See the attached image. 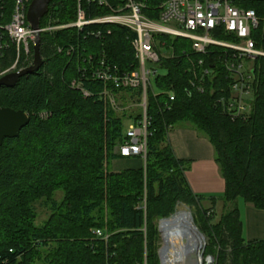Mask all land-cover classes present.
<instances>
[{"label":"trees","instance_id":"trees-1","mask_svg":"<svg viewBox=\"0 0 264 264\" xmlns=\"http://www.w3.org/2000/svg\"><path fill=\"white\" fill-rule=\"evenodd\" d=\"M163 1L147 0L151 12L145 14L157 19ZM236 4L256 11L262 22L253 38L264 45V0ZM53 7L60 22L75 19L76 0H55ZM109 28L110 34L108 27L94 26L42 34V69L13 88H0V108L22 110L30 118L17 138L5 139L0 147V264H160L157 221L170 217L178 204L199 209L195 221L207 240L204 258L213 257L214 264H264V239L244 237L238 207L242 199L264 211V58L254 61L251 112L232 118L217 103L228 96L232 81L221 64L223 51L212 46L197 54L188 39L157 35L173 53L161 58L163 74L147 88L145 164L115 173L109 165L122 158L115 149L127 140L125 122L143 120L140 108L127 107L142 102V89L119 90L93 76L91 57L95 63L104 57L119 72L138 67L132 47L136 35L125 27ZM92 29L104 35L86 36ZM69 46L75 48L71 55L57 50ZM200 60L206 67L215 65L214 72L204 76ZM5 67L0 66V74ZM74 81L78 86H72ZM180 127H190L212 144L225 180L222 196L193 192L186 176L192 161L177 158L169 140ZM60 191L61 200L56 198ZM204 202L212 207H202ZM219 202L224 211L215 222ZM37 203L50 212L41 225Z\"/></svg>","mask_w":264,"mask_h":264},{"label":"built area","instance_id":"built-area-1","mask_svg":"<svg viewBox=\"0 0 264 264\" xmlns=\"http://www.w3.org/2000/svg\"><path fill=\"white\" fill-rule=\"evenodd\" d=\"M33 0H0V66L6 64L0 77L28 69L34 65V45L37 34H54L64 29H77L84 32L88 27L121 26L131 30L136 36L132 40L138 67L134 71L119 72L103 57L98 63L90 58L93 76L109 82L116 89H142V122L132 124L126 131L127 140L119 147L124 157H141L147 154L148 118L147 88L154 78L163 74L161 58L167 55L156 49L157 35L188 39L192 50L206 54L209 48H220L221 64L232 78L228 96L218 97L217 103L223 112L232 118L247 117L251 112L255 96L256 78L254 61L264 58V45L259 46L253 33L261 28V19L253 9L239 7L237 0H164L159 6V17L151 18L147 0H76L75 19L69 23L60 22L57 8L51 9L41 19L38 30L28 21V9ZM42 20L44 21L41 25ZM102 29L87 31L86 36L101 37ZM166 48L165 43H161ZM41 46V40H40ZM59 53L68 55L75 52L73 46L58 47ZM203 75L214 72L215 65L206 67L203 60L198 61ZM72 86H78L76 81ZM198 91L204 92L199 84ZM111 103L118 104L111 93L105 92ZM86 95L88 93L85 92ZM170 100H174L170 93ZM42 117H47L43 114ZM98 236H103L97 231ZM107 238V237H106Z\"/></svg>","mask_w":264,"mask_h":264},{"label":"crops","instance_id":"crops-1","mask_svg":"<svg viewBox=\"0 0 264 264\" xmlns=\"http://www.w3.org/2000/svg\"><path fill=\"white\" fill-rule=\"evenodd\" d=\"M169 140L177 158L192 161L186 176L193 192L204 196H222L225 192V180L215 162L212 144L190 127L172 130ZM123 158L112 161V172L144 167L145 161L139 157L133 160ZM240 215L244 225V237L248 241L263 240L264 211L246 205L240 210Z\"/></svg>","mask_w":264,"mask_h":264},{"label":"water","instance_id":"water-1","mask_svg":"<svg viewBox=\"0 0 264 264\" xmlns=\"http://www.w3.org/2000/svg\"><path fill=\"white\" fill-rule=\"evenodd\" d=\"M53 1L55 0H33L31 2L29 9H28V21L34 30L39 29L40 21L47 14L49 5ZM44 65H45V61L43 60V57L40 51V34L38 33L37 40L34 45V65L28 69L15 72V73H9V74H6L0 77V88L15 87L21 78L27 75L37 73L40 69H42ZM29 122H30V118L26 112L22 110H14L12 108L1 107L0 108V147L2 146L3 141L5 139L17 138L20 132L25 127L28 126ZM203 237L205 239L204 235ZM205 248H206V243L203 245V254H204ZM159 257L162 263L161 252H159ZM207 259H209L210 261L211 258L207 257Z\"/></svg>","mask_w":264,"mask_h":264},{"label":"rangeland","instance_id":"rangeland-1","mask_svg":"<svg viewBox=\"0 0 264 264\" xmlns=\"http://www.w3.org/2000/svg\"><path fill=\"white\" fill-rule=\"evenodd\" d=\"M162 42L167 45V43L165 41H162ZM155 45H156V48L158 49V51H160L161 53H163V55L169 56V55H171V53H173L172 50L170 48H168L167 46H166V48H163L162 47V44L159 41H157ZM134 70H136V68ZM117 103L119 105V102H117ZM138 104L136 102H130L127 107L129 108V110H132V111H139V108H140V112L143 114V118H144V110H143V107H142V102H140ZM252 104H253V102H252ZM117 110L118 111L121 110V107H118ZM131 124H132V122H130V121H126L125 122V132L128 130V128H129V126ZM115 152H117V153L119 152V146L115 149ZM123 159H131V160H133V159H137V158L136 157H128V158H123ZM141 159H143V158H141ZM109 169L112 170V166L111 165H109ZM62 197H63V192H61V191L60 192H57L56 198L61 200ZM238 205H239L240 210L242 211L244 209V207L246 205H249V204H247L246 202H244L242 199H239L238 200ZM201 206L204 207V208H211L212 207L209 202H204ZM198 210L199 209L197 208V206H189V205H186V204H178L176 206L175 212L170 216L171 218L168 217L170 219L165 218V220H164V218H163V219H160L159 221H157V227H158V232H159L158 251H157L158 252V255H159V252H161V249H162L163 243H164V238L162 236L163 228L165 226H167V225L172 224V223H175V222H178V221H186L187 220L186 218H180V217L178 218V217H175L174 215L179 214V213H182V212H188L190 214L189 216H192V218L194 219V224L198 227V225L196 224V221H195L196 218L198 217V214H197L198 213ZM36 211H37L36 223L38 225H41V224L45 223L48 220L49 215H50L49 210L46 208V206L44 204L37 203L36 204ZM223 211H224V203L223 202H219L216 205V207L214 208L215 222H217L220 219ZM198 229H199V227H198ZM205 243L207 245L206 237L204 239V244ZM208 257L211 258L210 261H209V259L203 257L204 260H205V262H206V264H214V262H215L214 258L211 257V256H208ZM195 258H196L195 255H191L189 257V259H188L187 264H197ZM160 264H162L161 263V260H160ZM203 264H205V263L203 262Z\"/></svg>","mask_w":264,"mask_h":264},{"label":"bare ground","instance_id":"bare-ground-1","mask_svg":"<svg viewBox=\"0 0 264 264\" xmlns=\"http://www.w3.org/2000/svg\"><path fill=\"white\" fill-rule=\"evenodd\" d=\"M186 219L163 228L162 264H187L191 255L196 256L197 264H203L204 238L195 227L192 216Z\"/></svg>","mask_w":264,"mask_h":264}]
</instances>
